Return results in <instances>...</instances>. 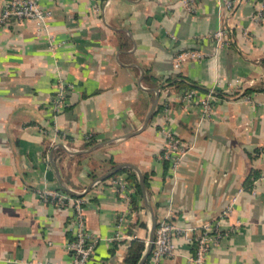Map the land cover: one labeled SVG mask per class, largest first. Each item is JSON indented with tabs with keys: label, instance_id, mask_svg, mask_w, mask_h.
Returning <instances> with one entry per match:
<instances>
[{
	"label": "crops",
	"instance_id": "0c3cea01",
	"mask_svg": "<svg viewBox=\"0 0 264 264\" xmlns=\"http://www.w3.org/2000/svg\"><path fill=\"white\" fill-rule=\"evenodd\" d=\"M260 1L38 0L51 11L44 24L0 23V264L71 260L73 200L44 201V188L86 200L85 222L100 238L87 264H126L133 239L144 243L137 264H196L194 238L214 220L229 233L205 264H264V18H253ZM218 29L222 41L213 37ZM187 51L200 55L176 66ZM179 82L195 90L192 102L182 101ZM213 86L205 112L199 98ZM162 128L190 145L175 173L160 157ZM122 163L139 169L145 192L129 165L97 180ZM163 218L194 227L193 241L175 238L176 254L157 261L148 241ZM117 232L123 237L113 239Z\"/></svg>",
	"mask_w": 264,
	"mask_h": 264
},
{
	"label": "built area",
	"instance_id": "2783aa9c",
	"mask_svg": "<svg viewBox=\"0 0 264 264\" xmlns=\"http://www.w3.org/2000/svg\"><path fill=\"white\" fill-rule=\"evenodd\" d=\"M51 11L43 8L38 0H8L3 8L0 10V23H8L11 21H21L25 19H35L39 23L46 22L50 17ZM254 19L264 18V0H261L259 6L253 14ZM213 37L217 41H222L226 38V31L218 29L213 33ZM198 52L187 51L180 53L176 56L175 64L179 65V61L185 58L199 56ZM66 94L65 88L60 86L59 92L54 99V105L59 109L64 104V96ZM216 88L213 86L208 89V92L204 97L199 98V102L203 107V110L207 112L210 109V101L215 97ZM195 90L189 88L182 94V101L189 103L196 98ZM161 132L165 137V145L160 157L163 160H167L170 164V169L173 173L176 172L177 167L187 154L190 145L184 143L179 137H177L170 129L162 128ZM113 184H118L120 192H126L130 190L126 182L121 180H114ZM39 196L44 201H50L56 205H65L66 202L73 200V216L69 224V229L72 231L74 237L68 242V249L70 250L72 257L67 264H87L95 246L100 239L99 236L92 232L84 219L83 215V203L86 201L83 197L71 198L66 192L53 190L50 188H44L38 190ZM123 200L128 202V194L123 195ZM230 206L222 212V216H226L229 213ZM125 220L123 213L118 216V227H121ZM194 227L180 226L170 221L169 219H160L154 230V236L152 241V257L154 260H160L164 257L174 256L176 254L175 238L185 236L190 239L189 232ZM199 232L195 236L194 241V254L192 260L196 264H205V258L209 250L215 246L223 237L228 235V231H222L219 226V221L214 220L204 223L199 227ZM123 235L117 232L112 238H122ZM125 237V236H124ZM193 241V238L190 239Z\"/></svg>",
	"mask_w": 264,
	"mask_h": 264
},
{
	"label": "trees",
	"instance_id": "16d2710c",
	"mask_svg": "<svg viewBox=\"0 0 264 264\" xmlns=\"http://www.w3.org/2000/svg\"><path fill=\"white\" fill-rule=\"evenodd\" d=\"M179 85H180L179 88H182L183 92L187 90L186 88L187 85L183 84L182 82H179ZM123 171L127 172V180L129 182V185L135 187V191L137 193H141L140 185L135 172H133L131 168H125ZM132 195H133L132 198L134 199V194ZM143 247H144V243L142 241L138 239L131 240V244L128 247L127 256L125 259L126 264H137L141 256Z\"/></svg>",
	"mask_w": 264,
	"mask_h": 264
},
{
	"label": "water",
	"instance_id": "95a60500",
	"mask_svg": "<svg viewBox=\"0 0 264 264\" xmlns=\"http://www.w3.org/2000/svg\"><path fill=\"white\" fill-rule=\"evenodd\" d=\"M154 105H155V102L152 104V106L150 108V111L148 112V114H147V116L145 118V121H144V124H143L142 128H144L146 126V124L148 123V121H149V119H150V117L152 115V111H153ZM125 165H129V166H132V167L136 168V170L138 171V174H139V179H140V184H141L142 190H143V192H145V182H144L143 175L141 174V172L139 171V169L136 166H134L133 164H130V163H122V164H119V165L115 166L112 170H110L109 172H107L103 176H100L97 180H100V179H103V178L108 177L109 175H111L112 173H114L116 170H118L120 167H123ZM63 187L66 190H68L69 192L75 194V192L73 190H71L69 188H66L65 186H63ZM154 230H155V222L152 224V226L150 228V236H149V241H148V250H151V248H152V241H153V236H154Z\"/></svg>",
	"mask_w": 264,
	"mask_h": 264
}]
</instances>
